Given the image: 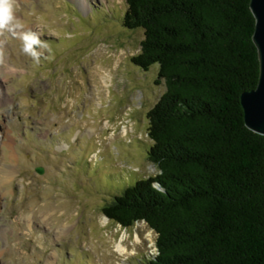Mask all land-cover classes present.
Segmentation results:
<instances>
[{
	"label": "rangeland",
	"instance_id": "obj_1",
	"mask_svg": "<svg viewBox=\"0 0 264 264\" xmlns=\"http://www.w3.org/2000/svg\"><path fill=\"white\" fill-rule=\"evenodd\" d=\"M86 1L16 0L25 30L48 44L39 62L0 32V264H148L157 253L146 222L122 227L103 207L159 172L147 112L165 80L158 63L132 60L144 32L124 26L126 1Z\"/></svg>",
	"mask_w": 264,
	"mask_h": 264
},
{
	"label": "trees",
	"instance_id": "obj_2",
	"mask_svg": "<svg viewBox=\"0 0 264 264\" xmlns=\"http://www.w3.org/2000/svg\"><path fill=\"white\" fill-rule=\"evenodd\" d=\"M125 1L124 26L144 32L132 60L166 84L147 112L159 172L104 214L155 231L148 264H264V135L241 104L260 72L250 0Z\"/></svg>",
	"mask_w": 264,
	"mask_h": 264
},
{
	"label": "water",
	"instance_id": "obj_3",
	"mask_svg": "<svg viewBox=\"0 0 264 264\" xmlns=\"http://www.w3.org/2000/svg\"><path fill=\"white\" fill-rule=\"evenodd\" d=\"M250 8L255 18L253 41L259 58V79L257 86L241 94V104L246 126L264 135V0H250ZM43 173V168H37Z\"/></svg>",
	"mask_w": 264,
	"mask_h": 264
},
{
	"label": "clouds",
	"instance_id": "obj_4",
	"mask_svg": "<svg viewBox=\"0 0 264 264\" xmlns=\"http://www.w3.org/2000/svg\"><path fill=\"white\" fill-rule=\"evenodd\" d=\"M18 5L16 0H0V32H8L22 40V51L39 62L48 44L40 39L39 33L31 29L25 30L26 26L22 19L16 15ZM0 42V57L3 55V47ZM158 187V185H154Z\"/></svg>",
	"mask_w": 264,
	"mask_h": 264
},
{
	"label": "bare ground",
	"instance_id": "obj_5",
	"mask_svg": "<svg viewBox=\"0 0 264 264\" xmlns=\"http://www.w3.org/2000/svg\"><path fill=\"white\" fill-rule=\"evenodd\" d=\"M79 2L81 3V4H87V1L86 0H79ZM102 54V53H101ZM123 238L124 237H122V239L116 244V248H117V250H118V253H120V254H125V253H127V250H128V247L127 246H125L124 245V241H123ZM125 240V239H124ZM136 241L137 242H139V237H138V235L136 236ZM115 243V242H114Z\"/></svg>",
	"mask_w": 264,
	"mask_h": 264
}]
</instances>
